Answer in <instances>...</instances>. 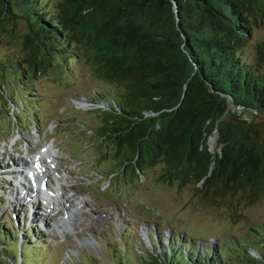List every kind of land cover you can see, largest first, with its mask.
Instances as JSON below:
<instances>
[{
    "label": "rangeland",
    "instance_id": "obj_1",
    "mask_svg": "<svg viewBox=\"0 0 264 264\" xmlns=\"http://www.w3.org/2000/svg\"><path fill=\"white\" fill-rule=\"evenodd\" d=\"M48 1L53 6L63 2ZM83 11L75 17L77 24L70 23L80 38L75 58L45 53L18 18L8 16L0 24V165H12V160L19 166V157L28 163L32 152L49 147L56 166L48 169L47 181L51 188L61 185L50 211L44 202L49 193L37 188L39 206L33 216V198L23 201L20 192L28 185L35 191V182L22 178L19 184L15 173L21 167L10 168L6 190L0 191V221L5 222L1 226L18 239L28 229L36 244L27 245L31 248L25 249L23 261L16 251L14 260L6 251L0 257H8V264H115L112 256L119 251L130 258V264H139L138 258L147 259L146 253H152L150 240H155L157 250L160 243L167 249L171 236L177 238L176 247L185 238L182 244L186 242L187 248L220 252L223 264H240L233 252L239 245L248 256L257 257L259 241L252 230L264 223V197L246 199L236 192L204 198L197 192L198 183L167 175L165 158L141 164L140 173L120 159H130L131 149L123 142L118 149L115 140L99 136L108 122L119 121L118 110L131 101L127 92L131 87L125 79L90 68V60L102 50L92 36L79 33L80 25L85 20L96 22L98 15L90 7ZM263 40L264 26L254 28L244 47L249 59ZM245 116L257 126L264 143V120ZM216 140V133L207 138L210 153L215 152ZM62 199L73 204L61 205ZM29 219L37 220V241L31 228L22 227Z\"/></svg>",
    "mask_w": 264,
    "mask_h": 264
},
{
    "label": "trees",
    "instance_id": "obj_2",
    "mask_svg": "<svg viewBox=\"0 0 264 264\" xmlns=\"http://www.w3.org/2000/svg\"><path fill=\"white\" fill-rule=\"evenodd\" d=\"M89 7L98 20H85L79 33L92 36L102 50L90 68L131 87L128 105L112 95L125 107L118 110L119 121L108 122L99 135L115 140L118 149L121 142L131 149V158H120L122 163L141 173V164L162 157L167 175L198 183L204 198L236 192L246 199L264 197V143L245 116L264 120V40L253 58L244 53L253 29L264 26V0H63L59 6L48 0H0V24L8 16L18 18L45 53L75 58L80 38L70 23L77 24L75 17ZM214 133L216 148L210 153L206 141ZM2 184L0 177V191ZM2 223L0 253L9 252L14 260L16 251L21 261L27 245L36 243L28 229L18 239ZM21 224L37 241L36 223ZM252 231L258 256H248L239 245L233 252L240 264H264V223ZM176 241L171 236L167 249L160 243L157 250L150 240L152 253L138 258L139 264L224 263L220 252L200 253L183 241L176 247ZM8 257L1 255L0 264H8ZM112 257L115 264L131 263L119 251Z\"/></svg>",
    "mask_w": 264,
    "mask_h": 264
},
{
    "label": "bare ground",
    "instance_id": "obj_3",
    "mask_svg": "<svg viewBox=\"0 0 264 264\" xmlns=\"http://www.w3.org/2000/svg\"><path fill=\"white\" fill-rule=\"evenodd\" d=\"M14 143V141L12 142V143H9L10 144V147H13V144ZM28 151V150H27ZM56 152V151H55ZM33 154V162H32V164H33V167L30 169V172L32 173V175H33V178H34V180H35V184H36V186H40L41 188H43L46 192H48L49 194L48 195H46L44 198H45V205L47 206L46 208L49 210H52V207L54 206L55 207V204H54V201H55V199H56V197H58V191L61 189V185H59V188L57 189V188H51L50 187V184H49V182L47 181V175H46V173L48 172V169H50V167H55L56 166V162H55V160L53 159V153H52V151L49 149V147L48 148H45V147H43L42 148V150L40 151V152H33L32 153ZM18 158V157H17ZM17 160V159H16ZM9 161H11V164L12 165H6V164H4L3 165V167H4V169L7 171V173L8 174H12V171H11V167H12V170L14 171V169L18 166V165H14V163H13V161L12 160H9ZM17 164H19V166L18 167H26V164H27V161L25 160V159H22V158H18V163ZM28 169H29V167H28ZM54 169V168H53ZM16 170V169H15ZM15 175L18 177V176H20V178H18L19 179V184H20V182L22 181V173H15ZM49 177V176H48ZM23 185V184H22ZM27 186V185H26ZM21 188V187H20ZM31 188L32 187H30L29 185H28V187H26V188H22V191L20 192V195H21V199H23V201L24 200H27L29 197H32L33 198V200H32V202L30 203V209L32 210V214H33V216H34V210L39 206V199H38V195H37V193H38V191H37V188H33V189H35V191H32L31 190ZM45 191H44V195L46 194L45 193ZM52 195H51V194ZM51 195V196H50ZM63 201L60 203L61 205H62V203L63 202H65L66 201V204H69V205H72L73 204V202H71V201H68V200H66V199H62ZM84 203V201H81V202H79L78 204L79 205H82ZM77 204V205H78ZM75 205V204H74ZM65 207H63V209H64ZM20 209V208H19ZM49 210V211H50ZM64 211L66 212V209H64ZM53 212V211H52ZM82 214H84V213H82ZM32 216V215H31ZM32 216V217H33ZM47 217H48V215H47ZM45 218V217H44ZM77 218V217H76ZM76 220V219H75ZM74 220V221H75ZM54 223H55V226H56V223L57 222H55L54 221ZM60 226H57L56 228H59ZM47 229V228H46Z\"/></svg>",
    "mask_w": 264,
    "mask_h": 264
}]
</instances>
